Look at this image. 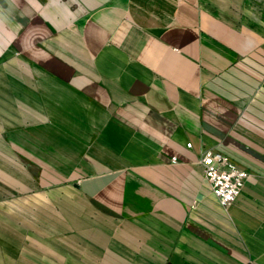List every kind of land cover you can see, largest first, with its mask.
Returning a JSON list of instances; mask_svg holds the SVG:
<instances>
[{"label":"crops","instance_id":"crops-1","mask_svg":"<svg viewBox=\"0 0 264 264\" xmlns=\"http://www.w3.org/2000/svg\"><path fill=\"white\" fill-rule=\"evenodd\" d=\"M0 17V57L35 77L0 99L9 168L56 217L20 214L19 263L0 225V264H264V0H0ZM209 147L249 173L228 207Z\"/></svg>","mask_w":264,"mask_h":264},{"label":"rangeland","instance_id":"rangeland-1","mask_svg":"<svg viewBox=\"0 0 264 264\" xmlns=\"http://www.w3.org/2000/svg\"><path fill=\"white\" fill-rule=\"evenodd\" d=\"M9 24L6 20L0 17V39H5L7 37V31L9 29ZM11 35V34H10ZM5 42L0 41V55L3 53L4 49L8 44V39H5ZM8 66H10L11 73L8 72ZM34 81L35 77L32 72L29 71V68L18 58V56H11L10 52H6L0 57V99L6 102V99L2 97H8V90L6 86L8 83L13 84L16 87V92L23 93L21 88L23 84L20 81ZM12 107L22 109L23 105ZM19 112V111H18ZM19 113L16 115V120H18ZM18 122V121H17ZM8 123V105L0 104V210H3L4 213H1L0 225H1V246L12 247L11 251L17 263L24 260L25 254V237L29 235L28 232L24 229V223L27 222V218L24 219V216H20L25 211V208L34 209L36 207L46 208L48 211V220L50 222H55L56 217L54 213V203H52L48 197H43V199H38L34 195L31 196L30 193L23 191V167H16L15 169L9 168V163H13V157L15 155L13 152H10V147L8 143L7 134V125ZM5 125L6 128L2 126ZM11 160V161H10ZM12 167V166H11ZM13 183L14 186H13ZM16 212L15 216L7 215V212ZM2 212V211H1ZM6 214V215H4ZM34 219V217H33ZM6 237H9L6 238ZM4 239V240H3ZM10 241L12 243H8ZM3 244V245H2ZM6 249L0 247L1 256L7 257Z\"/></svg>","mask_w":264,"mask_h":264},{"label":"built area","instance_id":"built-area-1","mask_svg":"<svg viewBox=\"0 0 264 264\" xmlns=\"http://www.w3.org/2000/svg\"><path fill=\"white\" fill-rule=\"evenodd\" d=\"M186 146L190 147L191 143ZM171 162H176L175 156L171 157ZM199 163L211 192L223 207L230 206L241 194L248 171L212 147L202 151Z\"/></svg>","mask_w":264,"mask_h":264}]
</instances>
